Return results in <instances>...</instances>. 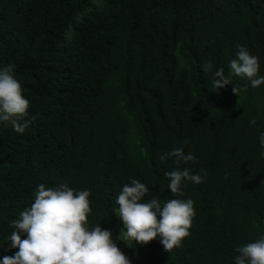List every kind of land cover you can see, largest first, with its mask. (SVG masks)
Listing matches in <instances>:
<instances>
[{
  "label": "trees",
  "instance_id": "16d2710c",
  "mask_svg": "<svg viewBox=\"0 0 264 264\" xmlns=\"http://www.w3.org/2000/svg\"><path fill=\"white\" fill-rule=\"evenodd\" d=\"M237 45L264 75V0H0V68L15 65L36 117L23 134L0 125V259L19 251L9 225L38 185L67 183L90 190V223L132 264H234L264 234V85L231 75ZM221 67L247 91H215ZM181 146L199 163L160 159ZM177 167L205 182L174 196L165 173ZM130 179L149 187L145 201L195 202L181 247L116 239L115 198Z\"/></svg>",
  "mask_w": 264,
  "mask_h": 264
},
{
  "label": "clouds",
  "instance_id": "9594fccd",
  "mask_svg": "<svg viewBox=\"0 0 264 264\" xmlns=\"http://www.w3.org/2000/svg\"><path fill=\"white\" fill-rule=\"evenodd\" d=\"M236 58L229 62L231 75L250 82L252 88L264 85L259 57L253 55L246 46L237 45ZM213 68L211 63L203 70ZM15 65L0 68V125H11L17 133L23 134L31 127L36 117L30 115V101L22 91L21 83L15 76ZM233 85L234 94L247 91L231 83L223 67L214 72L213 88L219 91ZM255 126L256 120L251 121ZM259 145L264 148V132L259 134ZM264 155V153H261ZM174 158L177 165L199 163L191 152L185 153L184 147L173 148L160 159ZM207 173L200 175L191 169L177 167L166 172L168 189L174 196H183V186L187 182L201 184ZM150 191L145 183L130 179L115 198L118 205L114 211L122 221L118 240L133 244L146 245L159 239L165 251L181 247L189 235L196 215L192 199L173 198L162 201L153 196L145 201ZM90 190H76L67 183L53 187L39 184L34 193V202L10 222L12 229L7 241L19 251L14 256H5L0 264H132L113 240V233L103 229L101 224L93 226L89 216ZM26 235V238H22ZM238 255L234 264H264V234L254 242L244 244L235 250Z\"/></svg>",
  "mask_w": 264,
  "mask_h": 264
}]
</instances>
